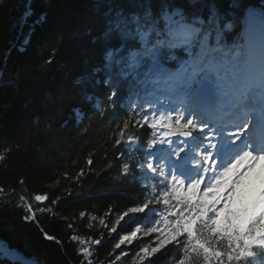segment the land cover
<instances>
[{
    "label": "trees",
    "instance_id": "obj_1",
    "mask_svg": "<svg viewBox=\"0 0 264 264\" xmlns=\"http://www.w3.org/2000/svg\"><path fill=\"white\" fill-rule=\"evenodd\" d=\"M29 6L32 14L25 19ZM94 16L91 0H0V264H81L89 259L109 264L119 238L107 232L106 224L142 204L145 192L152 196L159 190V176L154 178L146 165L138 167L146 159L151 130L136 124L144 111H152L149 122L156 116L149 102L158 87L130 97L124 92L114 110L108 109L111 85L89 87L91 101L83 91L99 58L89 35V29L95 31ZM263 27L264 0H237L218 55L244 63L248 31ZM126 120L135 126L124 140L134 136L137 143L116 145ZM125 164L130 174L123 173ZM162 164L163 159L158 170ZM36 195L48 199L36 204ZM25 203L33 206L35 219L24 218ZM152 207L159 209L157 218L168 215L162 198L161 203L153 200ZM93 218L104 220V226L95 227ZM153 218L136 216L120 232L130 234L137 226L145 230ZM73 235L78 241L70 239ZM97 239L99 245L93 242ZM153 239L155 234L144 241ZM84 247L91 257L83 255ZM177 257L183 258L181 249L168 245L148 264H178Z\"/></svg>",
    "mask_w": 264,
    "mask_h": 264
},
{
    "label": "snow or ice",
    "instance_id": "obj_2",
    "mask_svg": "<svg viewBox=\"0 0 264 264\" xmlns=\"http://www.w3.org/2000/svg\"><path fill=\"white\" fill-rule=\"evenodd\" d=\"M91 3L95 31L89 29V35L91 43L98 48L99 58L83 84L87 100L93 99L88 88L101 83L105 87L111 85L108 109L113 110L124 92L130 97L134 92H147L161 84L174 86L190 96L193 102L208 98L214 88L235 85L234 71L225 66L218 54L222 35L232 28L237 0H91ZM31 14L29 6L25 19ZM43 19L42 16L41 21ZM129 108H132L131 104ZM151 116L152 111H144L136 119L140 128L147 124L151 130L146 159L139 162L138 167L146 165L154 178L159 176L161 184L155 194L149 196L145 192L142 204L130 207L119 217L123 220L130 213L146 211L154 214L144 235L155 234L156 246L140 247L136 253L138 264H143L154 254H164L167 246L173 244L181 249L183 258L177 257L178 264H199L201 257L203 264H264V201L254 205L245 218L228 217L226 224L221 226V218L229 211L230 194L239 183L233 175L237 178L246 175L257 161L264 160V147L257 150L245 144L226 164H217L216 170H212L213 165L206 163L207 157H204L205 163L191 175V169L185 167V158L181 155L185 149L180 138L191 137L194 131L206 135L202 127L198 128L201 122L184 115L173 118L171 113L167 116L156 113L149 122ZM130 126L135 125L126 120L116 145L137 143L134 136L124 140ZM242 128L246 129L247 125ZM244 134L243 131L233 133V137L240 139ZM173 135L177 139H171ZM165 149L168 157L158 170L156 164L163 157L157 153ZM131 171L130 165L123 166L125 175ZM161 198L168 212L163 219L157 218L159 209L150 208L153 200L161 203ZM34 199L43 202L48 197L36 195ZM51 203L55 206L58 201ZM23 206L28 213L24 218L35 219L33 206L30 203ZM40 211L51 212L52 208H41ZM100 223L105 222L100 220ZM111 231L115 232L116 228ZM141 231L137 226L130 237H124L116 247L136 240ZM46 238L54 239L52 236ZM70 239L78 241L75 235ZM94 243L99 245L101 240ZM82 252L87 257L92 255L89 247H84ZM81 264H94V261L89 259Z\"/></svg>",
    "mask_w": 264,
    "mask_h": 264
},
{
    "label": "rangeland",
    "instance_id": "obj_3",
    "mask_svg": "<svg viewBox=\"0 0 264 264\" xmlns=\"http://www.w3.org/2000/svg\"><path fill=\"white\" fill-rule=\"evenodd\" d=\"M260 33L263 34L264 37V28L260 31ZM247 52H246V66L250 65L251 60H253L254 58V48H253V40H252V36H249L247 38ZM226 61H229V68H231L234 72H237V68L235 63V59L231 58V57H226ZM241 72V71H240ZM167 86V88H169L171 91H175L176 88L174 86H170V85H165ZM164 88L159 87L158 91H161ZM161 98V96H158V100ZM160 101V100H159ZM166 100H162L161 102H157L158 105H160V107H162L163 104H165ZM162 111V110H161ZM169 113H171V115L173 116V118H178L180 115H184L187 116L188 118H192L191 114H189V112H186L185 110L182 109H171L168 112H164L162 111L161 113L159 112V114H163L165 116H167ZM182 123H186V120H182ZM162 135V132H161ZM174 136V135H173ZM159 138V136H158ZM261 179L264 178V175L260 174L258 175ZM161 180V179H160ZM243 191V190H242ZM231 195V200L229 201V211H227L224 215V217L221 218V225L223 223V221L226 219V216L228 217H232L233 219H243L246 216L241 215L240 211H242L244 209V205L239 202L240 197H243L241 195V191H234L233 193L230 194ZM46 201L43 202H37L35 201L36 204H44ZM252 208V206H251ZM143 214H147V215H151L153 214L152 212H146ZM232 214H237L236 216L234 215V217L232 216ZM142 215L141 213H137V214H129V216L125 217L123 220H120L119 216L116 221L113 224H106V230L107 232H109L111 234V236H118V240L115 244V250L116 252L113 254V257L111 259V261L109 262V264H138L137 258H136V253L139 251V248L142 246H149L150 248L155 247V239L149 241V242H145L144 240L147 238L148 235H144V230L141 229V233H138L137 239L133 240L131 243H125L120 245L119 248L116 247L117 244L120 243V241L122 239H124V237H130V234H124L120 232V229L122 228L123 225H126L132 218L136 217V216H140ZM100 220L102 219H94L93 218V223L95 224V227H97L98 229H101L104 224L100 223ZM115 227L116 231L112 232L111 229ZM135 230V229H134ZM92 242V240H91ZM94 242V241H93ZM155 255V254H154ZM152 255L151 258L154 256ZM150 258V259H151ZM150 259H146L143 264H148Z\"/></svg>",
    "mask_w": 264,
    "mask_h": 264
},
{
    "label": "bare ground",
    "instance_id": "obj_4",
    "mask_svg": "<svg viewBox=\"0 0 264 264\" xmlns=\"http://www.w3.org/2000/svg\"><path fill=\"white\" fill-rule=\"evenodd\" d=\"M250 185L251 184L249 183H246V184L243 183V185L238 186V188H241L242 190H248Z\"/></svg>",
    "mask_w": 264,
    "mask_h": 264
}]
</instances>
